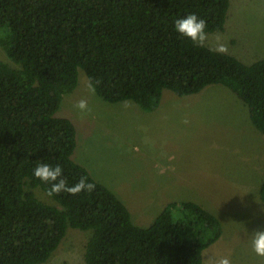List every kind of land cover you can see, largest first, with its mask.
<instances>
[{
  "label": "trees",
  "instance_id": "1",
  "mask_svg": "<svg viewBox=\"0 0 264 264\" xmlns=\"http://www.w3.org/2000/svg\"><path fill=\"white\" fill-rule=\"evenodd\" d=\"M230 0H0V45L19 67L0 60V264H41L69 228L91 230L86 264H204L220 239L219 216L195 201H172L149 226L74 159L75 122L57 115L83 69L109 102L132 100L155 111L164 90L179 96L220 84L248 107L264 134V58L195 46L174 28L189 14L206 32L225 29ZM41 163L62 166L69 185L82 177L92 192H62L33 175ZM264 201V180L259 189Z\"/></svg>",
  "mask_w": 264,
  "mask_h": 264
},
{
  "label": "rangeland",
  "instance_id": "2",
  "mask_svg": "<svg viewBox=\"0 0 264 264\" xmlns=\"http://www.w3.org/2000/svg\"><path fill=\"white\" fill-rule=\"evenodd\" d=\"M217 34L228 52L245 63L264 58V0H230L226 26ZM0 60L19 67L0 45ZM83 69L76 89L64 96L57 115L77 128L74 159L111 188L128 206L133 220L149 226L172 201H195L219 216L223 234L203 252L227 257L231 264H264L251 248L254 230H264V134L247 105L229 88L214 84L179 96L164 90L159 107L144 111L132 100L109 102L91 92ZM81 99L90 112L81 118ZM128 104V107H124ZM187 120V123L185 121ZM36 195L56 204L37 187ZM91 230L69 228L51 257L41 264H86Z\"/></svg>",
  "mask_w": 264,
  "mask_h": 264
},
{
  "label": "clouds",
  "instance_id": "3",
  "mask_svg": "<svg viewBox=\"0 0 264 264\" xmlns=\"http://www.w3.org/2000/svg\"><path fill=\"white\" fill-rule=\"evenodd\" d=\"M206 27V21L202 18H198L194 13L179 18L174 22L175 30L198 47H204L209 40ZM222 40L223 37L217 34L215 37V46L210 48V50L220 54H226L228 52V47L226 43L221 42ZM87 87L91 92L95 91V87L91 80H89ZM128 106V104L124 105V107ZM74 107L79 110L81 118L90 112L88 103L84 99L79 100ZM185 123H187V120ZM33 175L42 182L50 185L47 192V195L50 197L59 195L62 192L75 196L82 191L86 190L92 192L95 189V185L87 182V178L83 177L74 185H69L66 178L63 176L62 166L59 164L54 167L46 163L38 164L33 170ZM250 243L252 251L257 256L264 257V230H254ZM209 264H231V261L227 257H221L219 259L209 258Z\"/></svg>",
  "mask_w": 264,
  "mask_h": 264
}]
</instances>
